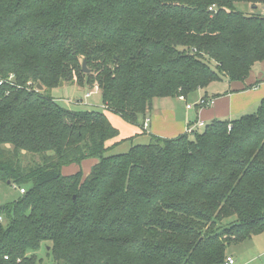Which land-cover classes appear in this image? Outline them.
I'll use <instances>...</instances> for the list:
<instances>
[{
    "label": "trees",
    "instance_id": "1",
    "mask_svg": "<svg viewBox=\"0 0 264 264\" xmlns=\"http://www.w3.org/2000/svg\"><path fill=\"white\" fill-rule=\"evenodd\" d=\"M262 1L0 0V181L25 189L0 206V264H40L43 242L55 264H222L264 231V98L106 155L118 130L103 111L34 89L97 86L135 124L156 97L244 80L264 60V16L234 3ZM89 158L87 175L62 174Z\"/></svg>",
    "mask_w": 264,
    "mask_h": 264
},
{
    "label": "crops",
    "instance_id": "2",
    "mask_svg": "<svg viewBox=\"0 0 264 264\" xmlns=\"http://www.w3.org/2000/svg\"><path fill=\"white\" fill-rule=\"evenodd\" d=\"M251 8H255V6L251 4ZM263 98L264 60L254 63L248 76L242 81H229L222 76L216 82L186 96L156 97L152 100L150 108L144 115L138 117L135 124L128 123L120 116L106 111L102 104L101 111L118 130V135L106 141L105 146L109 148L107 151L109 152L120 142H129L131 147L148 143L151 136L174 138L182 134H189L188 129L190 128L201 131L203 127L214 120H235L245 114L255 113ZM200 99H213L214 103L201 107L198 103ZM145 119L149 120L147 127L143 126ZM197 122H202L203 126H195ZM87 160L91 161L84 170L86 171L84 176L89 173L90 167L97 161L95 158ZM87 160H83L80 166ZM80 166L70 164L64 166L61 172L62 174H72L81 169ZM254 236L255 239L251 237L244 240H252L253 250L251 248L238 256L227 251V255L234 257V264H264V233L261 232ZM259 243L263 246L260 247Z\"/></svg>",
    "mask_w": 264,
    "mask_h": 264
},
{
    "label": "rangeland",
    "instance_id": "3",
    "mask_svg": "<svg viewBox=\"0 0 264 264\" xmlns=\"http://www.w3.org/2000/svg\"><path fill=\"white\" fill-rule=\"evenodd\" d=\"M252 5H254L255 8H251V4L247 2H236L234 3V9L249 15L261 14L264 16L263 1ZM216 81H212L209 84L214 83ZM41 92L46 95L52 96L58 104L68 109H74V110L88 109V110H96V111L102 110L100 91L94 89V87L81 86L76 83L70 84L64 82L62 87L57 86L50 89H45V90L42 89ZM89 92H91L90 96L86 97L85 95ZM68 100H70V102H68ZM129 148H130L129 142H120L118 146L114 147V149H111L109 152L106 153V155L124 153L128 151ZM30 160H31L30 156L25 155L23 162L27 163L30 162ZM90 161L91 160H87V162H83V164L80 166L81 169H83L81 170L82 174L86 172L84 170L86 169V167L89 166ZM20 196L21 193L19 192V185L8 183V181H0V206L6 204L12 205ZM3 221L4 223L6 222L5 219H3ZM254 237L255 236H252V239H255ZM251 241L252 240L249 241L243 240L240 244H236L228 247L227 251H229L230 253H235L236 256L246 253L251 248L253 250L254 244H251L252 243ZM259 245L260 247L263 246L261 243H259ZM48 252H49L48 245L45 242H43L40 246V249L35 252L37 259L40 261V264H55L51 254L47 255Z\"/></svg>",
    "mask_w": 264,
    "mask_h": 264
},
{
    "label": "built area",
    "instance_id": "4",
    "mask_svg": "<svg viewBox=\"0 0 264 264\" xmlns=\"http://www.w3.org/2000/svg\"><path fill=\"white\" fill-rule=\"evenodd\" d=\"M209 9H211V7H210ZM10 79H11V78L9 77L8 80H10ZM1 82H2V81L0 80V84H1ZM34 89L37 90V89H36V85H35ZM94 89L99 90V89L97 88V86H94ZM90 93H91V92L87 93L85 96H86V97L90 96ZM68 102H70V100H68ZM198 103H199L200 106L202 107V106H209V105H212V104L214 103V101H213V99H200ZM148 121H149L148 119H145V121H144V123H143V126H144V127H147V125H148ZM195 126L201 127V126H203V123H202V122H197V124H196ZM192 130H193V129L190 128V129H188V132H191ZM19 192H20L21 194H23V193L25 192V189H24V188H19ZM0 221H1V218H0ZM234 263H235L234 257L231 256V255H226L222 264H234Z\"/></svg>",
    "mask_w": 264,
    "mask_h": 264
},
{
    "label": "water",
    "instance_id": "5",
    "mask_svg": "<svg viewBox=\"0 0 264 264\" xmlns=\"http://www.w3.org/2000/svg\"><path fill=\"white\" fill-rule=\"evenodd\" d=\"M82 71H83L84 73H88V72H89V69L86 67L85 60L82 61ZM63 83H64V82L60 80L58 86H59V87H62V86H63ZM36 89H37L38 91H41V90L43 89V87H42V85H40V83H37V84H36Z\"/></svg>",
    "mask_w": 264,
    "mask_h": 264
}]
</instances>
